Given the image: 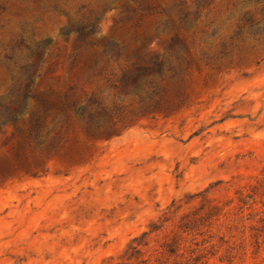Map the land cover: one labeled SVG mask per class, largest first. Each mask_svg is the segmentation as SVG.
<instances>
[{"label": "rangeland", "instance_id": "374dc122", "mask_svg": "<svg viewBox=\"0 0 264 264\" xmlns=\"http://www.w3.org/2000/svg\"><path fill=\"white\" fill-rule=\"evenodd\" d=\"M7 109L0 264H264V0H0Z\"/></svg>", "mask_w": 264, "mask_h": 264}, {"label": "trees", "instance_id": "16d2710c", "mask_svg": "<svg viewBox=\"0 0 264 264\" xmlns=\"http://www.w3.org/2000/svg\"><path fill=\"white\" fill-rule=\"evenodd\" d=\"M19 113H20V110L7 109L2 115V117L0 118V126L6 123H13L16 120Z\"/></svg>", "mask_w": 264, "mask_h": 264}]
</instances>
